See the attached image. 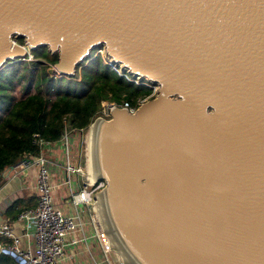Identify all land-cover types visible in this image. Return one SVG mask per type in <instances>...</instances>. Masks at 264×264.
I'll return each mask as SVG.
<instances>
[{"label":"water","instance_id":"water-1","mask_svg":"<svg viewBox=\"0 0 264 264\" xmlns=\"http://www.w3.org/2000/svg\"><path fill=\"white\" fill-rule=\"evenodd\" d=\"M38 47L58 77L99 48L156 86L89 128L126 264H264V0H0V70Z\"/></svg>","mask_w":264,"mask_h":264},{"label":"trees","instance_id":"trees-1","mask_svg":"<svg viewBox=\"0 0 264 264\" xmlns=\"http://www.w3.org/2000/svg\"><path fill=\"white\" fill-rule=\"evenodd\" d=\"M17 41L23 43L24 39L18 38ZM97 49L94 48L88 59L78 65L76 73L81 67L82 75L78 82L70 81L68 77L50 78L45 71L36 68L29 70L28 75L17 77V71L24 66L20 61H13L0 70V172L14 165L24 154H37L39 151L33 143L35 137L47 141L59 140L65 114L71 115L75 128H84L91 123L101 101L108 99L109 92L117 103L123 98L133 105L139 97L144 98L152 92L150 87L119 75L112 66L103 62L101 54L96 53ZM33 51L38 55H50L52 64L57 61V54H51L46 47ZM16 77L28 80L24 91L28 95L19 100L10 94ZM32 84L37 88L34 93H29ZM42 89L48 94L55 93L56 98L51 101L41 94ZM19 201L16 199L6 209L11 218H15L21 210ZM0 264L17 263L9 254L0 253Z\"/></svg>","mask_w":264,"mask_h":264},{"label":"built area","instance_id":"built-area-1","mask_svg":"<svg viewBox=\"0 0 264 264\" xmlns=\"http://www.w3.org/2000/svg\"><path fill=\"white\" fill-rule=\"evenodd\" d=\"M113 69L119 70L115 67ZM119 72L123 76L128 75ZM155 89L145 100L155 95ZM119 107L134 112L138 104L126 101ZM30 168L35 172L31 187L36 194V204L20 210L14 221H0V253L9 254L17 264H62L68 260V264H73L71 259L78 254L76 248L85 246L90 264H101L89 244L92 238L96 239L106 264H126L116 253L104 231L94 204L97 196L93 197V184L83 183L78 192H72L70 173L79 170L69 166L62 184L64 188H68L71 200L67 196L57 202L54 194L58 184L52 180L50 166L45 158L26 157L16 165L7 167L5 175L9 176V170L13 172V169H19L26 176V171ZM24 183L26 186L30 184L26 177ZM102 185L104 183L100 182L98 187ZM81 204L84 205L82 209L79 207ZM83 212L88 216L86 221L83 219Z\"/></svg>","mask_w":264,"mask_h":264},{"label":"rangeland","instance_id":"rangeland-1","mask_svg":"<svg viewBox=\"0 0 264 264\" xmlns=\"http://www.w3.org/2000/svg\"><path fill=\"white\" fill-rule=\"evenodd\" d=\"M17 43L19 42L17 41ZM101 57H102L103 62L106 63L104 61V59L106 58H103L104 57L103 55H101ZM50 58H51L50 55L49 56L48 55L46 56L43 54L38 55L36 51H31L30 53L28 52L24 57H22L21 60H17V61L22 62L24 65L23 68L17 71L16 73L17 77L20 75H28L30 73V72L28 73L29 70L30 71L33 69L35 70L36 68L38 71H41V72L45 71L50 78H56V77L58 78V74L53 69L54 64L50 63ZM106 61L108 60L106 59ZM44 64L45 66H42ZM119 71L120 70L116 72L119 75L123 76ZM81 76H82L81 67H79L77 73L72 75L71 77H68V79L73 82H78L81 79ZM124 77L128 81L135 82L136 84H140L137 78L135 80V78H132L130 75H126ZM36 78H39V76H37ZM18 79L19 78L15 79L16 80V82L14 83L15 86H13L12 88L13 90L11 89L12 91L10 90V94L14 95L15 100H19L23 98L24 96L28 95V93L24 92L26 86L28 85V80L26 78L21 79V80H18ZM36 88L37 87L32 84L29 93H34L36 91ZM40 92L45 97L50 98L51 101L56 98V95L53 92L48 94L47 92H45L44 89H42ZM107 97L108 99L101 101L100 108L94 115L91 123H93L95 119H97L98 117H103V118L108 119L110 108L112 106H119L127 101L122 98L120 103H117L112 98V94L110 92L108 93ZM145 98H147V96H145L144 98L139 97L138 100L135 102V104H138L139 106L142 102H144ZM70 116L71 115L68 113L63 116L62 120H63L64 128H63L62 136L60 137L59 140L47 141L40 137H37V138L35 137L33 143L35 144L34 146L38 149L39 152L35 155L27 153V154H24L22 157V159H24L26 157L32 158V157L41 156L46 159L47 163L50 166L52 180L54 181V183L58 184L55 190V194H54L55 200H58L56 198L62 199L67 196L71 200V194L69 193L68 188H64L62 184V182L66 179L65 172L67 171V168L69 166L79 170V172L70 173L72 192H75V193L78 192L83 183H89V184L91 183V180L88 175L89 174L88 134H89V128H90L91 123L87 127L77 129L72 124ZM22 159H19L14 165L19 163ZM7 167H10V166H7ZM7 167H5L0 172V188H2L3 185L6 183V181L9 179V176H10V179H12L14 178L13 176L14 174L16 176H19L20 174L19 169H13V172L9 170V173L11 175L10 174L9 176L5 175L8 171L6 169ZM100 182H103V181L99 180V181L92 183L93 185H91V189L94 190L93 197H95L96 194L100 192L104 187V185H102L101 187H98V184H100ZM26 199L29 202L34 201L36 204V194L34 190L32 189L27 190V193L25 195V200ZM20 202L21 200L19 201V208L22 210L25 206L23 202L22 203ZM79 207L82 209L84 205L81 204L79 205ZM83 215H84L83 219L84 221H86L88 219V216L85 215V213H83ZM86 230L88 229L86 228ZM89 244L91 246L92 252L94 256L96 257V259L101 261V264H106L103 260V256L97 245L96 239L91 238L89 240Z\"/></svg>","mask_w":264,"mask_h":264},{"label":"crops","instance_id":"crops-1","mask_svg":"<svg viewBox=\"0 0 264 264\" xmlns=\"http://www.w3.org/2000/svg\"><path fill=\"white\" fill-rule=\"evenodd\" d=\"M34 173H35L34 170L30 168L28 171H26V176L20 173L19 176H15L12 179H8L6 183L3 185V187L0 188V221H14L16 219V217L11 218L9 214H6L7 207L12 203V201H15L16 199L21 200L20 203L23 202L25 207H30V206L35 205L34 201L29 202L27 201V199L25 200V195L27 193V190L32 189L31 183L34 180L33 179ZM25 177L30 182L29 186H26L24 183ZM56 199H58L56 200L57 202H61L60 200H62L63 198L62 199L56 198ZM17 226L18 225H15V227ZM18 228L19 227H17V229ZM76 250L78 254L75 258L71 259L72 263L73 264H90V256L88 252L86 251L85 246H78ZM68 261L62 264H68Z\"/></svg>","mask_w":264,"mask_h":264},{"label":"flooded vegetation","instance_id":"flooded-vegetation-1","mask_svg":"<svg viewBox=\"0 0 264 264\" xmlns=\"http://www.w3.org/2000/svg\"><path fill=\"white\" fill-rule=\"evenodd\" d=\"M98 49H99V48H98ZM98 49L96 50V53H97ZM132 78H133V77H132ZM135 80H136V78H135ZM138 81L140 82V84H143V85H146V86L150 87V88L152 89V91H153V89L156 88L155 85H153L152 83L147 82L146 80H145V81L138 80Z\"/></svg>","mask_w":264,"mask_h":264},{"label":"bare ground","instance_id":"bare-ground-1","mask_svg":"<svg viewBox=\"0 0 264 264\" xmlns=\"http://www.w3.org/2000/svg\"><path fill=\"white\" fill-rule=\"evenodd\" d=\"M108 61H109V59H108ZM138 80H139V79H138ZM88 175H89V174H88ZM89 178H90V175H89ZM94 204H95V207H96V209H97V198H96ZM97 211H98V209H97ZM99 217H100V216H99Z\"/></svg>","mask_w":264,"mask_h":264}]
</instances>
